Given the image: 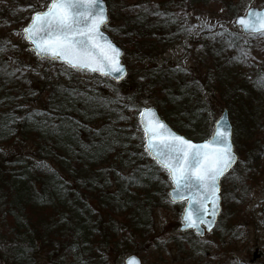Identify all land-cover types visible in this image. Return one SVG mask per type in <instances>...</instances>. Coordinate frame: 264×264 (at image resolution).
<instances>
[{"label": "trees", "instance_id": "obj_1", "mask_svg": "<svg viewBox=\"0 0 264 264\" xmlns=\"http://www.w3.org/2000/svg\"><path fill=\"white\" fill-rule=\"evenodd\" d=\"M153 2L119 3L120 23L107 27L124 47V56L141 66L110 92L81 82L70 69H57L41 87L0 38V242L7 243L1 264H91L92 256L106 250L139 255L153 243L150 213L166 199L168 186L143 150L136 115L144 99L152 97L174 130L200 141L209 135L210 112L200 101L201 81L184 68L157 65L154 58L187 35L185 15L193 8L211 2L230 7L233 0ZM216 38L203 61L208 69L204 78L220 87L228 73L247 64L248 55L236 38L223 34L226 43ZM229 54L231 61H225ZM260 71L253 64L249 72L247 94L254 98L249 106H261ZM36 90L41 96L32 101ZM228 91L221 93L231 111L225 98L232 100L236 89ZM25 143L32 147L27 153L19 150ZM188 248L186 258L184 252L170 264H195L187 259L198 253Z\"/></svg>", "mask_w": 264, "mask_h": 264}, {"label": "rangeland", "instance_id": "obj_2", "mask_svg": "<svg viewBox=\"0 0 264 264\" xmlns=\"http://www.w3.org/2000/svg\"><path fill=\"white\" fill-rule=\"evenodd\" d=\"M105 1L109 4V25L114 27L120 23L119 3L123 6L132 5V0H125L122 3L119 0ZM153 1L155 3V0ZM47 2L48 0H0V33H2L0 38L2 42H6V45L11 46L12 59L23 67H29L36 74L34 83L39 86L42 82L52 80L56 76L57 69L68 70L59 62L40 61L34 58L28 51V43L21 31L29 23L32 13L42 10L41 6H46ZM250 7H264V0H233L230 7L211 2L203 9L193 8L185 15L188 35L181 37L173 46L166 48L162 55L154 58L157 65L168 64L184 68L193 78L202 82L199 96L200 101L207 103L210 110L207 114L208 129L206 128L209 134L222 108L226 107L222 91L236 89V93L232 94L234 96L232 100L229 95H226L225 99H230V108H232L229 118L233 127V143L238 161L234 169L221 180V213L213 231L203 238L193 237L191 232H179L184 205L170 202L166 194V199L161 200L163 203L154 207L150 213V224L155 239L149 248L139 254L142 264H170L172 257L182 258L184 252L186 258V253L191 252L188 248L191 245L198 255L188 258L187 263L192 260L195 264H264V89L260 90L261 106L247 104L252 98L247 93L252 83L249 72L253 64L261 70L264 77V38L252 39L250 36H244L233 23L237 15H244ZM26 19L28 20L25 23ZM217 28H223L230 34L236 35L242 44L248 46V51L245 50L248 60L244 63L251 64L234 68L221 80L220 87L212 80H205L208 69L203 63L206 61V52L210 49L208 46L216 44L214 36L218 32ZM116 43L123 48L122 44ZM122 62L129 72L131 69L136 72L141 69L140 65L133 64L125 56ZM229 66L231 67V64ZM27 74L30 76V73ZM94 77L96 76L87 72H79L77 75V79L81 82L89 85L97 84L109 92L112 88H118V85L108 78ZM240 89L244 91L242 97L237 96ZM40 96L41 93L36 90L31 100L38 101ZM117 97L122 98V95L118 93ZM143 102L142 107H153L154 99L147 96ZM19 150L27 153L32 147L25 143L22 148L19 147ZM252 158L256 159L253 161ZM160 175L167 181L166 186L169 188L167 173L163 171ZM3 222L0 220V225ZM1 231L0 226V233ZM139 246L140 244H136L134 248ZM6 251L7 243L0 242V256ZM129 253L132 252L121 254L119 251L106 250L92 256L90 263L123 264L124 257ZM43 261L44 258L41 262Z\"/></svg>", "mask_w": 264, "mask_h": 264}, {"label": "snow or ice", "instance_id": "obj_3", "mask_svg": "<svg viewBox=\"0 0 264 264\" xmlns=\"http://www.w3.org/2000/svg\"><path fill=\"white\" fill-rule=\"evenodd\" d=\"M41 8L32 13L29 23L21 30L30 50L38 57L61 60L72 68L104 75L123 73L119 49L100 31V26L108 19L103 0H48ZM236 23L245 31L264 34V15L255 10H249L247 17H238ZM101 39L112 55L107 54ZM4 43H0V51L4 50ZM146 114H152V118H146ZM140 116L149 139L145 151L168 171L176 186L172 196L181 200L186 195L189 197V210L184 219L201 235L200 225H206L211 231L213 221L207 217H214L218 211V180L236 160L229 142L230 125H225L223 120L217 121L212 136L197 144L168 129L155 117L152 108L142 109ZM154 140L159 143L152 144Z\"/></svg>", "mask_w": 264, "mask_h": 264}, {"label": "water", "instance_id": "obj_4", "mask_svg": "<svg viewBox=\"0 0 264 264\" xmlns=\"http://www.w3.org/2000/svg\"><path fill=\"white\" fill-rule=\"evenodd\" d=\"M103 3H104V6H105V8H106V14H107L108 19H107V22H106L105 24H102V25L100 26V31L103 33V37L107 38V40L110 41L112 45H114L116 48L119 49V56H118V59H119V63H120V65L123 66V73H120V72H113V73H111V74H109V75H104V74H102V73H100V72H98V71H91V70H88V69H75V68L70 67L68 64H66L65 62H63V61H61V60H58V61H59V62H62V63H64V64H66L68 67H70V68H72V69H74V70H77V71L86 70V71H88V72H91V73L97 74V75H99V76H107L108 78H110V79L113 80L114 82H121V81L126 77V75H127V69H126L125 65L121 64V57H122V55H123V51H122V49H121L119 46H117L116 44H114V43L112 42V40L110 39V37H109L106 33H104V32L102 31V27L105 26V25H107V23H108V21H109L108 9H107V6H106V3H105L104 0H103ZM249 10H255L256 12H259L261 15H264V8H262L261 10H259V9H257V8L252 7V8H250ZM249 10L247 11V13H246V15H245L244 17H247V16L249 15ZM238 17H241V16H238ZM238 17H236L234 23H235V25H236L237 27H239V28L241 29V31H242L244 34L248 35V34H259V33H261V32H249V31H245V30H244L239 24L236 23V20H237ZM100 43H101L102 45L105 46V49L107 50V54H108V55H112L111 50H110V49H107V45L105 44V41H104L103 39L100 40ZM30 47H31V46H30ZM30 47H29V50H30ZM30 51H31V50H30ZM32 52H34V51H32ZM34 53H35V52H34ZM35 54H36V53H35ZM39 58H41V57H39ZM45 59H46V58H45ZM48 60H49V59H48ZM50 61H54V60H50ZM117 76H119L120 78H119V79H116ZM152 109H154V111H155V117L158 118L161 122H163V123L167 126L168 129H170V130H171L172 132H174L175 134H177V135H179V136H182V135L176 133V132H175V131H174V130H173V129H172V128H171V127H170V126L164 121V120L161 119V117L159 116V114H158V112H157V110H156L155 108H152ZM146 118L151 119V118H152V114H146ZM138 119H139V124H140V127H141V129H142V132H143V134H144V139H145V146H144V148H145L146 145H148V143H149V139H148V137L145 136V128H144V124H143L142 121H141L140 113H139V117H138ZM220 120H223V122H224L225 125H230L231 131L229 132V142H230V144H231V146H232V151H233V153H234L235 156H236V160H235V162L232 163V164H231V167L225 172L224 175H226V174H227V173H228V172L234 167V165L236 164L237 159H238V156H237V154H236L235 151H234V146H233V142H232V125H231V123H230V120H229V113H228V110H227L226 108H223V109H222L219 118L215 121L214 126H213V130H214L213 133L216 131V124H217V121H220ZM221 131H224V129L222 128ZM213 133H212V134H213ZM211 136H212V135H211ZM211 136H210V137H211ZM183 137H184V136H183ZM210 137H209V138H210ZM184 138H185V137H184ZM209 138H208V139H209ZM185 139H187V138H185ZM204 141H205V140H204ZM204 141L197 142V144H199V143H203ZM192 142H193V141H192ZM151 143H152V144H158L159 141H155V140H154V141H152ZM193 143H195V142H193ZM145 152L151 157L152 160H154V161L156 162V160L154 159L153 155H150L147 151H145ZM156 163H157V162H156ZM157 164H158V163H157ZM158 165L161 167L160 164H158ZM168 175H169V173H168ZM224 175H223V176H224ZM223 176H221V177L219 178V180H218V185H219V192H218V195H219V197H220V180L222 179ZM169 178H170V177H169ZM170 180H171V179H170ZM171 182H172V185H173V187L170 188V190H169V197H170L171 201L176 202V203H178V202H183V201L186 202V205H185V208H184L183 214H182V216H181V221L183 222V225L180 227V230H181V231H186V230L192 229V230H193L197 235H199V236H203L205 232H207V233L210 232V231L208 230V228H207L206 225H200L201 232L203 233V234L201 235V234H199V233L197 232V230H196L195 227H192V226H189V225H188V222L184 219V216H185V213L189 210V197L186 195L185 198L182 199V200H181V199H175V198L172 196V192H173V190L175 189L176 186H175V184L173 183L172 180H171ZM193 207H194V206H193ZM208 210H209V213H210V212H211V205H210V203H209V205H208ZM220 210H221V197H220V199H219V201H218V211H217V214H216L214 217L211 216V215H209V216L207 217V219H211V220L213 221L212 229L214 228V226H215V224H216V221H217L218 215H219V213H220ZM124 264H141V260L139 259V257H138L137 255H135V254H130V255H128V256L125 257V259H124Z\"/></svg>", "mask_w": 264, "mask_h": 264}]
</instances>
